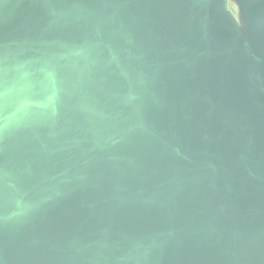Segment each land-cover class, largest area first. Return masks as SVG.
Returning <instances> with one entry per match:
<instances>
[{"label":"water","instance_id":"water-1","mask_svg":"<svg viewBox=\"0 0 264 264\" xmlns=\"http://www.w3.org/2000/svg\"><path fill=\"white\" fill-rule=\"evenodd\" d=\"M220 12L0 0V264H264V58Z\"/></svg>","mask_w":264,"mask_h":264},{"label":"rangeland","instance_id":"rangeland-1","mask_svg":"<svg viewBox=\"0 0 264 264\" xmlns=\"http://www.w3.org/2000/svg\"><path fill=\"white\" fill-rule=\"evenodd\" d=\"M210 5H219L220 16L236 29L238 37L250 45V53L264 58V35L252 33L243 18L237 0H208ZM250 43V44H249Z\"/></svg>","mask_w":264,"mask_h":264},{"label":"crops","instance_id":"crops-1","mask_svg":"<svg viewBox=\"0 0 264 264\" xmlns=\"http://www.w3.org/2000/svg\"><path fill=\"white\" fill-rule=\"evenodd\" d=\"M238 1V0H237ZM239 3V2H238ZM240 4V3H239Z\"/></svg>","mask_w":264,"mask_h":264}]
</instances>
